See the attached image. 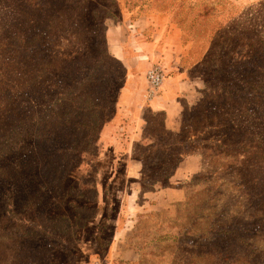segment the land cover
Wrapping results in <instances>:
<instances>
[{
    "label": "rangeland",
    "instance_id": "1",
    "mask_svg": "<svg viewBox=\"0 0 264 264\" xmlns=\"http://www.w3.org/2000/svg\"><path fill=\"white\" fill-rule=\"evenodd\" d=\"M138 20L200 91L178 132L146 112L135 152L150 164L124 241L135 258L112 264H264V0H0V197L19 195L24 164L27 184L25 210L0 201V264H108L115 196L132 183L122 164L110 181L101 138L127 74L107 38L126 41ZM35 45L41 56L16 67ZM193 154L200 167L170 182Z\"/></svg>",
    "mask_w": 264,
    "mask_h": 264
},
{
    "label": "crops",
    "instance_id": "2",
    "mask_svg": "<svg viewBox=\"0 0 264 264\" xmlns=\"http://www.w3.org/2000/svg\"><path fill=\"white\" fill-rule=\"evenodd\" d=\"M131 26L134 32L124 29L127 33L126 41L122 39L108 41L107 38V46L111 54L122 62L127 74L126 85L119 89L116 97L114 116L103 129L101 138L105 140L108 152L111 154V173L114 178L111 177L110 181L115 179L117 168L122 164L125 181L132 183L126 194L115 196L122 199V209L120 208L115 216L113 233L108 244L106 261L108 264H112L115 260L135 258L134 252L125 245L124 241L132 224L128 220L129 216L133 215L129 208L138 198L137 190L139 192L141 190V177L144 175L143 162L135 152V148L149 141L146 137V128L149 124L146 112L162 114L164 130L178 132L182 127L184 104L195 99L200 91L199 79L192 77L189 70H180L176 50L167 47L169 44L165 43L169 39L160 43V33L154 32L151 40H147L145 32L150 28L148 20H138ZM135 60L136 63H133ZM154 63L167 66V76L157 95L148 99L146 72ZM189 160L196 161V170L200 167V158L196 154L187 156L176 166L169 178L170 182L175 176L184 173L185 166H189ZM181 194L185 195L183 191Z\"/></svg>",
    "mask_w": 264,
    "mask_h": 264
},
{
    "label": "trees",
    "instance_id": "3",
    "mask_svg": "<svg viewBox=\"0 0 264 264\" xmlns=\"http://www.w3.org/2000/svg\"><path fill=\"white\" fill-rule=\"evenodd\" d=\"M43 34V33H42ZM45 34V33H44ZM94 36L96 35L95 33L93 34ZM104 39H105V36H104ZM44 42H42V41H40L39 42V44H43ZM30 47H32L30 50H29V48L28 47H26L25 49L27 50V51H29V53L27 54V58H26V62L25 61H22V64L21 63H19V61L18 60H15V66L17 67L18 65H21V68H23V66L24 67H27L29 64H28V62H30V58H34V56H36V55H39V56H41V54L43 53V50L41 49V48H39L37 45H35V46H30ZM48 51V50H47ZM80 55V57L78 58V61L76 62L75 61V63H77V64H79L80 62L82 63V65H87V66H89V64H91V59H90V56L89 55H87V54H84V53H80L79 54ZM90 61V62H89ZM37 62V63H36ZM89 62V63H88ZM36 63V66H40L41 68H43V65H44V63H43V61H42V59L40 58V59H38L37 58V60H34L33 59V64H35ZM23 65V66H22ZM93 66V65H92ZM17 74L18 73H16L15 74V76H17ZM14 75H13V77H10V83L11 82H13L14 80H16V77H15ZM15 77V78H14ZM79 81H81L82 82V84H84V85H86L87 87H91L90 86V83H91V81H93V77H91V75H89V73L88 74H86V76H84V75H80L79 76V79H78ZM93 85V84H92ZM19 87V86H18ZM108 88H109V86H106V89H105V94L103 95V96H105L106 98H107V96H108ZM85 90H86V88H85ZM86 92H88L87 90H86ZM89 94H91V93H89ZM88 94V95H89ZM93 95H94V93H93ZM99 97L100 96H102V95H98ZM87 109V108H86ZM176 141H177V138L176 139H174V144H175V146H174V149H175V147H176ZM172 144H173V142H172ZM171 149H173V146L170 148V150ZM173 149V150H174ZM157 151V150H156ZM140 157V156H139ZM9 159V158H8ZM140 159L142 160V162H143V168L144 169H146V167L148 166V164H150L148 161H149V159H148V161L144 158V157H140ZM10 162V161H9ZM25 167H26V164H24L23 166H22V168H23V172L21 173V174H19V176L18 177H16L15 179L17 180V179H22V184H20L21 186H20V189H21V191H19V195H14L13 196V198L12 199H7V198H4V197H0V201H4V203H8L9 204V201L11 202V203H13L14 202V200H15V202L17 203V205L18 206H20L21 208H22V210H25L26 209V204H27V200H26V196H25V192L27 191V184L25 183V176H26V174H24V171H25ZM24 174V175H23ZM164 177V176H163ZM157 179H155V180H153V185H155L156 183H157V181H156Z\"/></svg>",
    "mask_w": 264,
    "mask_h": 264
},
{
    "label": "built area",
    "instance_id": "4",
    "mask_svg": "<svg viewBox=\"0 0 264 264\" xmlns=\"http://www.w3.org/2000/svg\"><path fill=\"white\" fill-rule=\"evenodd\" d=\"M147 94L146 97L151 99L157 95L162 82L166 78V70L162 64L154 63L146 72Z\"/></svg>",
    "mask_w": 264,
    "mask_h": 264
}]
</instances>
